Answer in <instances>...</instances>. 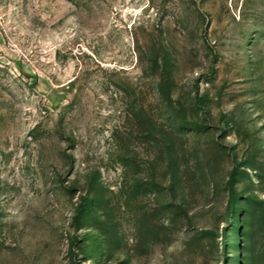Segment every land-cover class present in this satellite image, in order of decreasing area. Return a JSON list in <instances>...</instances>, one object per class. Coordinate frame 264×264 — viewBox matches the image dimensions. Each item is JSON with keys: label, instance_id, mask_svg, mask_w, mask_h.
<instances>
[{"label": "rangeland", "instance_id": "374dc122", "mask_svg": "<svg viewBox=\"0 0 264 264\" xmlns=\"http://www.w3.org/2000/svg\"><path fill=\"white\" fill-rule=\"evenodd\" d=\"M0 264H264V0H0Z\"/></svg>", "mask_w": 264, "mask_h": 264}]
</instances>
